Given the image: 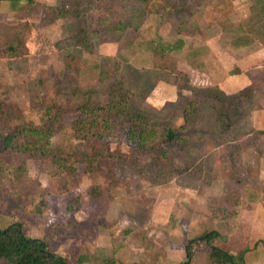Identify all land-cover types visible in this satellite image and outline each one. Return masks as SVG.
Here are the masks:
<instances>
[{
  "label": "rangeland",
  "instance_id": "obj_1",
  "mask_svg": "<svg viewBox=\"0 0 264 264\" xmlns=\"http://www.w3.org/2000/svg\"><path fill=\"white\" fill-rule=\"evenodd\" d=\"M0 1L1 123L9 128L51 123L48 147L66 158L64 166L54 167L48 160L29 159L22 170L10 166L21 154L7 152L0 142V229L21 223L27 236L46 239L50 250L69 264H180L185 243L198 237L189 225L194 212L204 214L202 227L209 226L212 217L198 208L200 193L208 194L204 204L223 206L221 220L230 215L241 224L229 200L211 201L216 189L211 166L216 161L219 170L228 169L224 175L250 184L249 203L239 206L248 211L259 189L250 170L264 166V110L258 111L264 107L263 61L249 71L255 72L249 86L228 95L218 92L214 108L205 98L216 96L213 85L201 77L194 82L192 75L195 70H215L214 50L220 54L219 64L233 73L243 63L237 48L264 50L262 13L250 4L243 11L238 0ZM11 1L18 10L8 11ZM55 8L65 10L64 17L58 18ZM242 14L243 20L235 16ZM178 37L183 38L181 50L155 55ZM12 44L16 52L6 53ZM221 47L233 50V59L223 55ZM208 76L217 81L216 75ZM115 85L125 92L123 113L142 115L146 130L154 132L142 149L124 144L125 128L116 121L82 134L89 130L82 132L88 122L85 114L103 109ZM189 101L193 110L185 123L181 114ZM80 119L82 124L77 123ZM254 121L260 129L255 130ZM165 129L177 136L166 148L161 136ZM93 147L106 154L87 171L82 158L89 157ZM160 148L164 156L157 154ZM260 191L264 202V185ZM154 202L168 205L165 225L158 221L151 226ZM183 208L192 218L181 217ZM102 224H108V245H96L92 259L84 260L78 240H86L88 250L103 233ZM73 238L76 241H70ZM227 240L215 238L211 244L224 248ZM191 251L190 264H211L206 244L193 245Z\"/></svg>",
  "mask_w": 264,
  "mask_h": 264
},
{
  "label": "trees",
  "instance_id": "obj_2",
  "mask_svg": "<svg viewBox=\"0 0 264 264\" xmlns=\"http://www.w3.org/2000/svg\"><path fill=\"white\" fill-rule=\"evenodd\" d=\"M11 1L9 8L16 10L17 4ZM27 3H33L32 0H27ZM55 12L58 18L64 17L65 10L55 8ZM61 16V17H60ZM112 28L109 25V29ZM116 29V25L113 24V30ZM117 30L121 31V23H117ZM182 38H175L172 42H168L161 46L160 49L155 50V55L163 57L173 52L181 50L183 46ZM8 54L16 52V45L8 46L5 49ZM216 96H205L208 102L211 104V108L215 107L218 103V90L216 87ZM108 100L105 106L98 108L95 111H90L85 114V121L88 120L84 126H82V132L85 128H99L102 125L105 126L111 122L116 121L121 127L125 128V141L124 144L130 148L142 149L146 141L152 140L154 132L147 131L146 126L143 123L142 115L132 116L125 115V96L124 90L115 85L107 92ZM193 102L189 101L185 104L183 112L181 114L183 122L186 123L188 113L193 110ZM187 109V110H186ZM98 112H101L98 114ZM5 115L2 104L0 103V142L3 149L11 154H18L22 158L18 160L15 165L23 170L26 160H48L51 166H64L66 158L62 152L58 149H52L48 147V138L51 134L52 125L47 124L44 128L37 127L35 125H19L9 128L8 125L1 123L2 116ZM128 121H123V119ZM132 120V121H131ZM131 121V122H130ZM77 123H83V120H78ZM90 133V129L87 132L82 133L86 136ZM162 143L165 144V148L169 147L173 141H176L177 136L171 129H165L162 132ZM161 144V143H160ZM163 148L159 149L157 153L159 156H164L162 152ZM106 154L105 150L98 147L91 148V155L82 158V162L85 165L86 170H90L96 159L103 157ZM72 166L73 164L68 163ZM74 166V165H73ZM215 238H221L214 230L203 233L201 236L188 240L184 249V261L180 264H190L192 257L191 248L193 245L204 243L209 247L208 259L211 264H243L242 253H233L227 249L215 246L211 244V241ZM226 241V240H225ZM0 264H69L63 257L55 254L49 248V243L46 239H39L35 237L27 236L22 230V225L19 222H13L7 225L5 228L0 229Z\"/></svg>",
  "mask_w": 264,
  "mask_h": 264
},
{
  "label": "crops",
  "instance_id": "obj_3",
  "mask_svg": "<svg viewBox=\"0 0 264 264\" xmlns=\"http://www.w3.org/2000/svg\"><path fill=\"white\" fill-rule=\"evenodd\" d=\"M238 1H239L238 3L240 4L239 8L243 9V11L244 9H247V7H249V4H250V7L252 10L253 9L258 10V12L262 13L263 14L262 16L260 14L258 15L261 21L262 22L264 21V0H238ZM16 10H18L17 7H16ZM8 11L11 12V9L8 8ZM235 16L237 17L238 20H243L246 15L242 14V16L240 15L238 16L235 15ZM216 25L220 26V23L218 22ZM246 42L250 43V40L247 39ZM249 48L250 46L245 47V48L239 47V49L237 48V50L242 51L241 59L243 60V63L239 64L240 73L239 72L233 73V69H230L229 67H227V65L219 64L218 59L220 58L219 56L220 54L217 50H214L211 52V54L213 55V59L216 61L217 66L215 67V70H212V69H207L203 71L195 70L192 75L193 81L197 82L199 80V77H201L205 79V82L207 81L208 83H211L213 87H216L219 92H223V93L225 92L227 95L234 93L235 91L244 89L245 87L249 86V84L251 83L252 75L255 73V72L251 73L249 71H254V70L259 69L261 67L259 64L260 60L263 61V65H264V60H263L264 50L262 48H255V49H251V48L249 49ZM220 49H221L222 54L223 55L225 54L226 57H228L229 55H232L231 56L232 58L233 54H236L235 52H233V50L225 51L223 50L222 47ZM262 69H264V67ZM230 71L233 74H231ZM208 72L211 73V75H216V77H218L217 81L215 80V82H213L215 78L214 76H212V78L208 76ZM262 110H264V107L263 109H258V111H261V112ZM254 125L256 126V121L253 122V127ZM256 129H260V128L256 126L255 130ZM232 143L233 142H229L228 144L230 145ZM240 163L242 164V161ZM212 165L213 166H211L212 170H211L210 181L212 183V186H214L216 189L214 190V193L210 195L211 201L213 200L212 202H214L215 200H220L219 201V204H220L222 197L226 199V201L229 200V203H230L229 208L231 209V211L237 210V215L235 216V218H239L241 220V224L238 225L236 221L233 220V217L230 215L223 216L224 220H221L220 217L222 215L218 216V214L223 212L224 210L223 206L222 205H215V206L209 205L208 206V204H204V202L207 199L206 197L208 196V194L200 193L199 199L198 200L196 199L198 203V208L200 210L205 208L206 209L205 212L206 211L210 212L212 217H210L209 219L210 220L209 226L202 227V225L204 224L202 222V220L204 219V214L202 215L200 213L201 211H199V214L197 212H194V217H193L194 223L193 222L189 223L191 227V231L195 233L197 232L196 235L195 233H193L195 236H201L204 233L203 229L201 231V228H204L206 230L207 229L214 230L215 232H217V234L221 238L223 237L225 238V240L228 238L227 246L225 247V249L233 253L242 252L243 264H264V202L261 201V191H260V187L264 185V166H255L254 170H250L251 173H254L257 175V178L255 180L257 181V187L259 189L257 190L256 193L253 194V196H251L252 200H250V202H253V203H250L251 205L248 207L249 208L248 211H246L245 207L242 210H239L240 209L239 206H242V205L245 206L246 203H249V200L247 198L251 192L250 184L246 182L245 179L243 178H239V177L232 176V175L231 177H228L227 176L228 174L224 175V173L227 172L228 169L225 168V171L223 169L219 170L216 166L217 165L216 161H214ZM247 169L248 168H244L245 174L247 173ZM217 172H220V173L218 174ZM225 179H226V182L228 183L227 186H225ZM256 194H259V196L257 195V198L253 199L254 195ZM196 196H197V193H196ZM157 203L159 202H154L152 209H151V214L149 215L151 226H153V223L156 224L158 221H160L161 224L165 225V223L167 222V218H169L168 217L169 210H166L168 205L167 207H165V204L162 205L160 203L159 204ZM164 210H166L165 214H164ZM183 211H184V216H181L183 217V219L192 218L191 214L190 213L188 214L185 208H183ZM225 212H227V210H225ZM160 215H163V216H160ZM177 217L179 218V216ZM205 217H207V215H205ZM106 225L104 224L101 225L102 229L104 230L103 233H101V235L100 234L98 235V238L93 244L94 246H92L88 250L84 248L85 242L87 241L85 240L82 242L81 240H78L81 246H83L82 255H83L84 260L92 259L91 255L97 251L96 245H100V246H102L103 244L105 246L108 245L109 233L106 232L107 230ZM190 227L188 226V228ZM239 227H241V230L239 229ZM243 227H247V231ZM242 231H245V233ZM168 236H169V233H168ZM247 240L248 242H250V240L254 242L251 244H247ZM70 241H76V240L73 238ZM86 251L89 253H86ZM180 255H182V249L179 251V258L181 260L182 256ZM183 256H184V249H183Z\"/></svg>",
  "mask_w": 264,
  "mask_h": 264
}]
</instances>
